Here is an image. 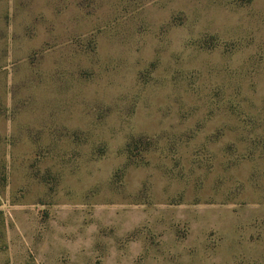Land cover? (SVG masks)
<instances>
[{
	"label": "rangeland",
	"instance_id": "rangeland-1",
	"mask_svg": "<svg viewBox=\"0 0 264 264\" xmlns=\"http://www.w3.org/2000/svg\"><path fill=\"white\" fill-rule=\"evenodd\" d=\"M0 264H264V0H0Z\"/></svg>",
	"mask_w": 264,
	"mask_h": 264
}]
</instances>
